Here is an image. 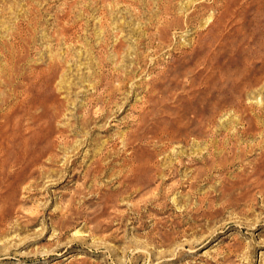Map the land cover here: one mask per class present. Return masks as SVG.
Masks as SVG:
<instances>
[{
    "label": "rangeland",
    "instance_id": "1",
    "mask_svg": "<svg viewBox=\"0 0 264 264\" xmlns=\"http://www.w3.org/2000/svg\"><path fill=\"white\" fill-rule=\"evenodd\" d=\"M0 110V264H264V0H0Z\"/></svg>",
    "mask_w": 264,
    "mask_h": 264
},
{
    "label": "bare ground",
    "instance_id": "2",
    "mask_svg": "<svg viewBox=\"0 0 264 264\" xmlns=\"http://www.w3.org/2000/svg\"><path fill=\"white\" fill-rule=\"evenodd\" d=\"M35 10H36V9H35ZM110 12H111V11H110ZM72 18H73V17H72ZM62 21H63V20H62ZM105 21H106V20H105ZM35 22H36V21H35ZM106 23H107V22H106ZM215 24H216V23H215ZM115 26H116V25H115ZM109 27H110V25H109ZM240 27H241V26H240ZM240 27H239V28H240ZM61 28H63V27H61ZM116 28H117V27H116ZM239 28H238V29H239ZM232 29H233V28H232ZM235 29H236V28H235ZM241 29H242V27H241ZM123 30H124V28H123ZM236 30H237V29H236ZM242 30H243V29H242ZM62 31H63V30H62ZM230 31H231V29H230ZM234 31H235V30H234ZM237 31L239 32V30H237ZM240 31H241V30H240ZM231 32H232V31H231ZM242 32H243V31H242ZM227 34H229V33H227ZM234 34H235V33H234ZM239 34H240V33H239ZM105 35H106V34H105ZM222 35H223V34H222ZM225 35H226V34H225ZM229 35H231V34H229ZM237 35H238V34H237ZM240 35H241V34H240ZM243 35H244V33H243ZM227 36H228V35H227ZM227 36H226V39L228 38ZM231 36H232V35H231ZM245 36H247L246 33H245ZM224 37H225V36H224ZM214 38H215V36H214ZM216 38H217V37H216ZM220 38H221V37H220ZM222 38H223V37H222ZM243 38H244V37H243ZM102 40H103V39H102ZM224 40H225V39H224ZM228 40H229V39H228ZM249 41H250V40H249ZM107 44H108V43H107ZM119 50H120V49H119ZM149 52H150V51H149ZM109 59H110V58H109ZM105 61H106V60H105ZM141 61H142V60H141ZM108 63H109V62H108ZM116 64H117V63H116ZM138 66H139V65H138ZM137 69H138V68H137ZM166 69H167V68H166ZM142 70H143V69H142ZM245 70L247 71V68H246ZM249 70H250V69H249ZM132 71H133V70H132ZM211 71H212V70H211ZM246 71H245V72H246ZM250 71H251V70H250ZM250 71H249V72H250ZM128 72H129V71H128ZM249 72H248V73H249ZM248 73H246V74L244 73V75H247ZM129 74H130V73H129ZM249 74H250V73H249ZM47 75H48V74H47ZM139 76H140V75H139ZM111 77H112V76H111ZM105 78H106V77H105ZM115 78H116V77H115ZM123 78H124V77H123ZM246 78H247V77H246ZM250 78H251V77H248L247 79L250 80ZM110 80H111V79H110ZM113 80H114V77H113ZM251 80H252V79H251ZM251 80H250V83H251ZM101 81L103 82V80H101ZM104 81H106V84H107V80L105 79ZM116 81H117V80H116ZM116 81H115V82H116ZM121 81H122V80H121ZM123 81H124V80H123ZM132 81H133V80H132ZM157 81H158V80H157ZM159 81H160V80H159ZM244 81H245V80H243V82H244ZM100 83H101V82H100ZM110 83H112V82L110 81ZM245 83L247 84V81L244 82L243 84H245ZM250 83H248V84H250ZM9 84H10V83H9ZM118 84H119V83H118ZM248 84H247V86H248ZM241 86H242V85H241ZM106 87H107V86H106ZM243 87H244V85H243ZM243 87H242V88H243ZM108 88H109V87H108ZM242 88H241V89H242ZM237 89H238V88H237ZM104 90H105V89H104ZM107 90H108V89H107ZM110 91H111V90H110ZM148 91H149V90H148ZM242 91H243V90H242ZM114 92H116V91H114ZM149 92H150V91H149ZM112 94H113V93H112ZM114 94H115V93H114ZM30 95H31V94H30ZM107 95H109V94H107ZM110 96H111V94H110ZM111 97H112V96H111ZM113 97H114V96H113ZM148 97H149V96H148ZM151 97H153V96H151ZM26 99H27V98H26ZM25 101H26V100H25ZM147 102L149 103V101H147ZM2 107H3V106H2ZM148 108H149V107H148ZM13 110H14V109H13ZM147 110H149V109H147ZM150 110H151V109H150ZM0 111H1V110H0ZM1 112H2V111H1ZM7 113H8V112H7ZM9 113H10V112H9ZM100 113H101V112H100ZM13 114H14V113H13ZM5 115H6V114H5ZM5 115H0V118H2V119H3V118L6 119V117H7L8 115H7V116H5ZM15 116H16V115H15ZM12 117H13V116H12ZM38 118H39V117H38ZM35 119H37V117H36ZM35 119H34V120H35ZM37 120H38V119H37ZM140 120H141V119H140ZM4 125H5V123H3L2 120H0V135H1V133H2V130H3V126H4ZM10 126H12V125H10ZM10 126H9V127H10ZM5 128H7V127L5 126ZM5 128H4V130H6ZM8 130H9V128H8ZM10 130H11V129H10ZM14 132H15V131H14ZM212 132H213V131H212ZM11 134H12V132H11ZM11 134H10V135H11ZM15 134H16V133H15ZM202 134H203V133H202ZM16 136H17V135H16ZM169 136H170V135H169ZM204 136H205V135H204ZM8 137H10V136H8ZM12 137H13V136H12ZM165 137H166V136H165ZM198 139H199V138H198ZM210 143H211V142H210ZM231 143H232V142H231ZM232 147H234V146H232ZM236 149H237V148H236ZM212 150H213V149H212ZM233 150H234V149H233ZM232 152H233V151H232ZM215 154H216V153H215ZM186 156H187V155H186ZM229 156H230V155H229ZM171 157H172V156H171ZM180 157H181V156H180ZM262 159H263V158H262ZM216 160H217V159H216ZM231 160H232V159H231ZM150 161H151V160H150ZM193 161H194V160H193ZM203 161H204V160H203ZM164 163H165V162H164ZM209 163H210V162H209ZM214 163H215V162H213V164H214ZM157 164H158V163H157ZM257 164H258V163H257ZM260 164H261V163H260ZM5 165H6V164H5ZM5 165H4V166H5ZM19 165H20V164H19ZM255 165H256V164H255ZM135 166H136V165H135ZM138 166H139V165H138ZM158 166H159V165H158ZM172 166H173V165H172ZM180 166H181V165H180ZM222 166H224V165H222ZM256 166H258V165H256ZM262 166H264V165H262ZM212 167H213V166H212ZM0 168H2V161H0ZM132 168H133V167H132ZM132 168H131V169H132ZM135 168H136V167H135ZM135 168H134V169H135ZM137 168H138V167H137ZM174 168H175V167H174ZM218 168H219V167H218ZM251 168H252V167H251ZM176 169H177V168H176ZM136 170H137V169H136ZM252 170H253V168H252ZM254 170H255L256 172L261 173V175H262V174L264 175V167H263V168H262V167H256ZM161 171H162V170H161ZM132 172H133V171H132ZM141 172H142V171H141ZM162 173H163V172H162ZM174 173H175V172H174ZM192 173H193V172H192ZM251 173H253V171H251ZM177 174H178V173H177ZM189 174H190V173H189ZM253 174H254V173H253ZM253 174H252V175H253ZM157 175H158V174H157ZM185 177H186V176H185ZM142 180H143V179H142ZM155 180H156V179H155ZM175 185H176V184H175ZM172 187H173V186H172ZM59 254H61V253H59Z\"/></svg>",
    "mask_w": 264,
    "mask_h": 264
}]
</instances>
